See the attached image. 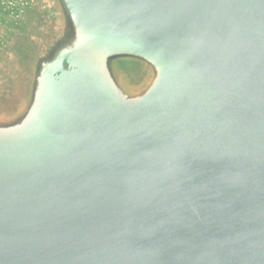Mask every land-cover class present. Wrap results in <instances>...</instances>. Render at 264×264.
Instances as JSON below:
<instances>
[{
    "label": "water",
    "instance_id": "95a60500",
    "mask_svg": "<svg viewBox=\"0 0 264 264\" xmlns=\"http://www.w3.org/2000/svg\"><path fill=\"white\" fill-rule=\"evenodd\" d=\"M0 86V264H264V0H45Z\"/></svg>",
    "mask_w": 264,
    "mask_h": 264
},
{
    "label": "rangeland",
    "instance_id": "374dc122",
    "mask_svg": "<svg viewBox=\"0 0 264 264\" xmlns=\"http://www.w3.org/2000/svg\"><path fill=\"white\" fill-rule=\"evenodd\" d=\"M45 0H0V86H6L17 66L18 50L28 30L37 25Z\"/></svg>",
    "mask_w": 264,
    "mask_h": 264
}]
</instances>
